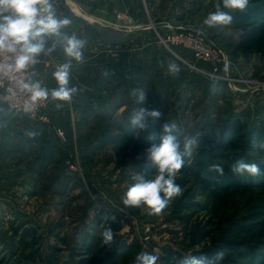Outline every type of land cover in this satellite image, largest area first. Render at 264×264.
<instances>
[{"label": "rangeland", "instance_id": "obj_1", "mask_svg": "<svg viewBox=\"0 0 264 264\" xmlns=\"http://www.w3.org/2000/svg\"><path fill=\"white\" fill-rule=\"evenodd\" d=\"M56 1L70 8V0ZM135 3L129 4L121 20L127 29L126 47L120 52L110 50L112 54L104 64L77 67L84 72L85 82L77 85L81 91L71 102L77 112L76 125L63 129L51 126L50 121L43 123L52 127L56 141L43 140L35 174H19L13 187L0 188V264L21 259L19 241L27 228L43 236L44 255L49 254L50 245L62 249L60 264L68 261L78 244H91L92 238L99 243L100 233L109 226L115 247L134 245L139 253L158 255V264H182L188 256L208 257L214 250L212 238L200 243L192 238L195 227L210 222L206 213H199L186 224L168 206L159 215L149 216L145 209L123 205L124 194L134 183L136 166H146L141 158L118 159L114 147L134 130L130 115L140 107L131 95L134 89L146 93L145 106L159 110L162 123L176 122L198 139L204 135L205 126L219 132L236 120L250 129L261 127L264 59L246 58L236 50L242 33L237 17L243 12H231L230 25L209 28L203 24L208 13L215 11L217 0ZM190 29L205 35L225 62L214 67L197 60L192 50L168 41L170 36ZM111 40L117 42L118 37ZM170 62L179 66L178 75L169 74ZM57 129L66 133L67 141L59 139ZM16 170L26 172L25 168ZM113 215L117 217L114 223L110 219ZM57 225L63 228L56 229ZM60 238H67L70 245L61 244ZM81 255L77 259L85 258Z\"/></svg>", "mask_w": 264, "mask_h": 264}, {"label": "trees", "instance_id": "obj_2", "mask_svg": "<svg viewBox=\"0 0 264 264\" xmlns=\"http://www.w3.org/2000/svg\"><path fill=\"white\" fill-rule=\"evenodd\" d=\"M237 20L242 22L237 52L246 58L259 56L264 59V0H250L247 10ZM149 124L146 132L134 129L114 147L116 157L122 161L141 158L146 167L138 165L136 172L145 177L155 171L145 159V149L153 143L159 144L163 123L156 119ZM203 132L198 147L190 158H185L184 167L177 174L176 183L182 188V195L174 197L168 209L186 224L193 222L199 213H206L210 222L207 226L195 227L192 238L198 243L204 238L213 239L214 250L208 253V259L217 250H223L228 257L221 264H264V151L257 149L260 142L264 143V123L259 128L250 129L247 124L236 120L219 132L208 126ZM240 159L256 163L262 175L255 178L234 175L231 165ZM212 164L224 168L223 177L211 178L216 175L208 171ZM198 198L204 201L199 202ZM62 228L63 225L56 227ZM19 242L22 257L13 264H60L62 249L50 245L49 254L44 255L43 236L36 229L23 230ZM59 242L70 245L67 238H60ZM77 246L64 264H134L139 253L134 245L118 248L112 243L109 247L102 239L98 243L95 238L91 244ZM79 254L85 258L77 259Z\"/></svg>", "mask_w": 264, "mask_h": 264}, {"label": "clouds", "instance_id": "obj_3", "mask_svg": "<svg viewBox=\"0 0 264 264\" xmlns=\"http://www.w3.org/2000/svg\"><path fill=\"white\" fill-rule=\"evenodd\" d=\"M250 0H217L215 11L208 13L203 24L209 28L230 25L233 21L231 12H244ZM228 9L230 11H225ZM72 23L67 16L61 18L54 8L52 0H0V56L9 54L8 62L0 64V72L8 74L21 72L36 63L41 54L50 55L59 46L67 62L58 65L52 73L57 87L49 90L39 81L23 82L22 87L30 93L29 101L25 104V111L35 110L37 102L49 100L59 101L55 106L60 109L64 104H70L74 96L81 89L71 82L72 61L83 63L84 49L88 41L72 33L69 35L64 29ZM169 74L176 76L180 72L179 66L170 62ZM107 73H105L106 75ZM131 95L140 107L135 108L130 115V125L133 129L146 132L150 127L149 121L161 117V112L145 106L147 95L141 89H134ZM159 144L153 143L145 149V159L155 171L150 177L137 172L132 176V183L124 194L123 205L126 208H142L149 216L159 215L169 205L170 201L182 195V188L176 183L177 174L184 167L185 158L191 157L194 148L198 147V136H194L182 129L176 122H165L161 126ZM258 151H264V143L257 145ZM209 173L217 179L224 176V168L219 164H212ZM231 171L238 177H257L262 172L256 163H246L243 159L231 165ZM114 223L116 216H111ZM100 236L105 246L111 247L114 233L109 226ZM225 259V252L217 250L211 259L200 256H188L182 264H221ZM159 256L143 251L136 255L135 264H158Z\"/></svg>", "mask_w": 264, "mask_h": 264}, {"label": "crops", "instance_id": "obj_4", "mask_svg": "<svg viewBox=\"0 0 264 264\" xmlns=\"http://www.w3.org/2000/svg\"><path fill=\"white\" fill-rule=\"evenodd\" d=\"M78 1V0H77ZM137 0H70V8L58 4L52 0L58 16H67L72 23L64 31L69 35L77 34L88 41L84 49L85 60L83 63L72 61L71 82L73 85H82L85 82L84 72L79 71V65L104 64L111 56L112 49L120 52L121 48L127 45V29L121 25L122 16H126L129 4L136 5ZM141 1V0H138ZM63 7V8H61ZM85 9V10H84ZM118 21V22H117ZM118 37L117 42H112L111 38ZM121 36L123 37L121 41ZM115 57V56H113ZM41 64L33 69L31 73L32 81H39L42 86L49 90L57 87L52 73L56 67L67 62L59 46L50 55L41 54L39 57ZM121 53L118 54V59ZM52 117L51 126L67 129L76 125V110L73 105L64 104L60 109L56 108L59 101L51 100ZM52 127L32 121L27 118L14 117L9 113L4 104H0V188L13 187L16 184V176L33 175L40 159L43 140H51L55 143L56 138ZM45 146V145H44ZM34 158V159H33ZM30 160L32 163L30 164ZM25 168L26 172H18L15 169ZM29 170H28V169ZM38 174V173H37ZM7 189V188H5Z\"/></svg>", "mask_w": 264, "mask_h": 264}, {"label": "built area", "instance_id": "obj_5", "mask_svg": "<svg viewBox=\"0 0 264 264\" xmlns=\"http://www.w3.org/2000/svg\"><path fill=\"white\" fill-rule=\"evenodd\" d=\"M168 41L174 46H181L192 50L197 60L210 63L214 67H218L225 62V57L218 52L215 45L209 42L205 35L199 31L192 29L183 30L174 36H170ZM8 55L4 54V56H0V64L8 62ZM41 62V59L37 58L35 64L18 73L3 74L0 72V103L6 104L14 116L27 117L36 122L47 123L50 121L48 116V100L37 102L33 111H25V104L29 101L30 93L24 90L21 84V81L28 82L31 80L33 69L41 64ZM215 70L218 69L216 68ZM56 133L63 142L67 141V135L62 129H57Z\"/></svg>", "mask_w": 264, "mask_h": 264}]
</instances>
